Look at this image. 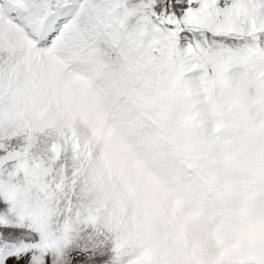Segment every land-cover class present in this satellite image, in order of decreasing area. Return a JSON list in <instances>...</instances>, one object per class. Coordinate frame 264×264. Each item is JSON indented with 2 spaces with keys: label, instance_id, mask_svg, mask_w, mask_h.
Returning <instances> with one entry per match:
<instances>
[{
  "label": "snow or ice",
  "instance_id": "1",
  "mask_svg": "<svg viewBox=\"0 0 264 264\" xmlns=\"http://www.w3.org/2000/svg\"><path fill=\"white\" fill-rule=\"evenodd\" d=\"M169 93L264 101V0H0V264H199L101 207L99 146L152 182L148 130L184 124ZM212 238L218 264H264V198Z\"/></svg>",
  "mask_w": 264,
  "mask_h": 264
},
{
  "label": "rangeland",
  "instance_id": "2",
  "mask_svg": "<svg viewBox=\"0 0 264 264\" xmlns=\"http://www.w3.org/2000/svg\"><path fill=\"white\" fill-rule=\"evenodd\" d=\"M169 99L184 124L175 135L158 123L148 130L152 182L126 169L118 150L104 155L93 143L94 150L101 148V207L115 212L131 237L147 221L162 250L194 246L199 264H218L215 228L264 198V101L230 98V110L221 113L207 97L190 111L179 94L169 93ZM133 146L141 147L135 140ZM231 239L225 232L226 245ZM231 258L242 264L251 257L239 247Z\"/></svg>",
  "mask_w": 264,
  "mask_h": 264
},
{
  "label": "water",
  "instance_id": "3",
  "mask_svg": "<svg viewBox=\"0 0 264 264\" xmlns=\"http://www.w3.org/2000/svg\"><path fill=\"white\" fill-rule=\"evenodd\" d=\"M151 172H153V169H152V167H151Z\"/></svg>",
  "mask_w": 264,
  "mask_h": 264
}]
</instances>
